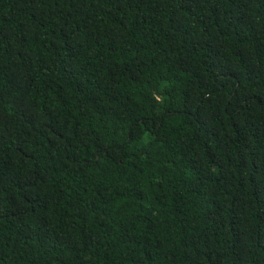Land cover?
Wrapping results in <instances>:
<instances>
[{
	"label": "trees",
	"instance_id": "trees-1",
	"mask_svg": "<svg viewBox=\"0 0 264 264\" xmlns=\"http://www.w3.org/2000/svg\"><path fill=\"white\" fill-rule=\"evenodd\" d=\"M0 264H264V0H0Z\"/></svg>",
	"mask_w": 264,
	"mask_h": 264
}]
</instances>
